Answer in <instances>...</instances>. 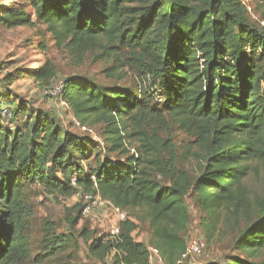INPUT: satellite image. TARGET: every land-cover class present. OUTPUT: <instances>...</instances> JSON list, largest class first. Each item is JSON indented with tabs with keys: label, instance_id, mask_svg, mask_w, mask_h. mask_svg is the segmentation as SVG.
Listing matches in <instances>:
<instances>
[{
	"label": "trees",
	"instance_id": "obj_1",
	"mask_svg": "<svg viewBox=\"0 0 264 264\" xmlns=\"http://www.w3.org/2000/svg\"><path fill=\"white\" fill-rule=\"evenodd\" d=\"M22 2L32 12L0 5L1 26L42 23L76 59L94 51L110 61L109 76L127 65L141 82L100 85L82 75L59 82L62 90L54 98L65 102L80 127L101 126L102 148L60 129L48 113L33 116L23 99L13 103L0 93V264L31 258L26 190L32 184L54 197L98 192L122 210H141L134 218L147 222L149 243L166 264L186 252L185 198L191 192L205 247L222 220L227 232L236 231L233 248L240 252L198 264H264V0L251 9L241 0ZM24 77L44 90L55 85L56 68L49 61L35 69L15 68L0 85ZM3 109L11 113L9 121ZM21 115L27 116L24 124L12 130L8 124ZM166 119L191 139L187 154L199 161L194 177L159 157L154 127ZM105 150L117 157L103 156ZM250 174L261 180L263 194L251 196L244 183ZM78 205L71 223L80 218L83 202ZM135 219L120 221L118 241L83 227L88 254L99 260L110 256L112 264H147L148 247L133 235ZM45 230L36 264L56 258L71 240L48 223Z\"/></svg>",
	"mask_w": 264,
	"mask_h": 264
},
{
	"label": "rangeland",
	"instance_id": "obj_2",
	"mask_svg": "<svg viewBox=\"0 0 264 264\" xmlns=\"http://www.w3.org/2000/svg\"><path fill=\"white\" fill-rule=\"evenodd\" d=\"M241 1L251 9L257 0ZM0 5L14 8L22 6L25 12H32V9L27 7L22 0H0ZM250 13L252 18L257 21L258 14L253 11ZM46 61L54 64L56 68V77L52 84L59 83L64 77L70 75L86 76L100 85L116 84L135 87L141 82L140 77L129 69L127 65L123 66L116 73V76H109L106 69L110 67V61L100 60L94 51L87 52L81 60L76 59L65 47L56 45L46 26L42 23L35 22L33 25L17 26L10 29L0 25V78L15 68L35 69L41 67ZM142 86L147 88L149 85L142 83ZM153 90L158 93V89L152 87L151 91ZM41 91V86L37 85L33 78L28 77L16 79L8 86L2 87L0 85V93L4 97H9L13 103H18L23 99L26 107L32 111L33 116L38 112L42 114L48 113L60 129L74 133L82 138H88L97 143L100 148L103 147L104 140L101 135V126H87L89 129L80 127L72 116L69 107L60 97L46 98L41 94ZM2 104L10 105L9 102L5 101H2ZM26 118V115H21L8 125L14 130L19 125L24 124ZM154 129L155 144L158 142L159 157L165 161H172L176 168L183 170L187 176L194 177L197 174L199 161L191 154L192 152L187 154V148L189 146L192 147V145L188 144L191 139L169 119H166L165 123L161 121L156 123ZM133 142L137 144V141L134 140ZM101 153L103 156L117 157V154L108 153L106 150ZM91 165H94L93 161ZM157 179L163 183H169L159 175ZM244 183L247 185L252 197L263 194V184L254 174L247 176ZM26 198L27 203L32 208L28 229L31 258L26 264H36L34 259L43 247L42 240L46 234V223L52 226L56 235H62L64 238L70 236L71 240L69 244L67 243L63 252L44 264H112L110 256H108L106 261L105 259H96L88 254L87 245L89 242H86L80 236V231L83 227H86L96 236H102L107 239V234L110 233V226L117 223L113 212L109 210L86 214L81 212L78 221L71 223L69 217L76 215L79 210L78 202H82L81 198L54 197L36 184H32L27 188ZM185 203L189 213V222L184 232V238L188 245L192 240L206 239V236L200 224V213L195 206L191 192L186 195ZM125 211L126 216L133 217V219H135V215L142 216L141 210ZM135 221H137L138 228L133 232V235L136 240L143 241L149 250L152 247L149 243V226L146 221L140 219H135ZM235 235L236 231L227 232L221 220L213 237L207 241V246L201 255H189L185 259L184 264H198L210 260L220 261L227 254H240L233 248ZM157 259L154 256L151 264H161ZM162 261V264H166L164 260Z\"/></svg>",
	"mask_w": 264,
	"mask_h": 264
},
{
	"label": "built area",
	"instance_id": "obj_3",
	"mask_svg": "<svg viewBox=\"0 0 264 264\" xmlns=\"http://www.w3.org/2000/svg\"><path fill=\"white\" fill-rule=\"evenodd\" d=\"M62 90V85L60 83H56L54 86L46 88L42 90V94L46 98H54L58 97L61 93ZM2 116L9 121L11 117V113L9 112L8 109H3L2 110ZM84 128V127H82ZM71 184H75V176L71 177ZM73 197H79L82 199L83 202V207H82V213H91L95 211H100V210H109L114 213L117 223L112 224L110 226V230L108 233V236L112 241H118L119 240V232H120V227L119 223L120 221L125 220L126 216V211L120 209L119 207L115 206L109 199L103 198L100 196L98 192L96 193H91V192H77L75 193L71 198ZM205 249V242L204 240L201 239H194L191 242L188 243L186 252L182 255L181 259L175 261L172 264H183L185 258H187L189 255L193 256H200L202 251ZM148 254V263L151 264L153 261V257L156 256L158 259L157 261L159 263H163V259L159 252L157 251L156 248L151 247L149 250ZM107 260V259H106Z\"/></svg>",
	"mask_w": 264,
	"mask_h": 264
}]
</instances>
